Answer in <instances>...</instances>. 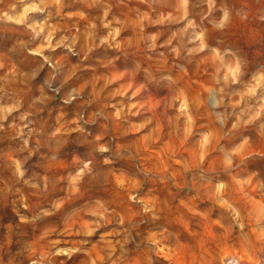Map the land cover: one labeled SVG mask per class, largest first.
Returning <instances> with one entry per match:
<instances>
[{"label":"clouds","instance_id":"1","mask_svg":"<svg viewBox=\"0 0 264 264\" xmlns=\"http://www.w3.org/2000/svg\"><path fill=\"white\" fill-rule=\"evenodd\" d=\"M0 264H264V0H0Z\"/></svg>","mask_w":264,"mask_h":264}]
</instances>
